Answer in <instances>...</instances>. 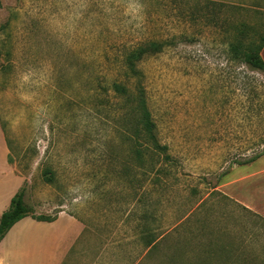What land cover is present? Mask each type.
I'll list each match as a JSON object with an SVG mask.
<instances>
[{
    "label": "rangeland",
    "instance_id": "1",
    "mask_svg": "<svg viewBox=\"0 0 264 264\" xmlns=\"http://www.w3.org/2000/svg\"><path fill=\"white\" fill-rule=\"evenodd\" d=\"M220 1L0 0V203L11 165L33 216L147 206L137 264H264V74L230 50L264 42V2ZM116 80L140 82L167 160L137 166Z\"/></svg>",
    "mask_w": 264,
    "mask_h": 264
},
{
    "label": "crops",
    "instance_id": "2",
    "mask_svg": "<svg viewBox=\"0 0 264 264\" xmlns=\"http://www.w3.org/2000/svg\"><path fill=\"white\" fill-rule=\"evenodd\" d=\"M260 56L264 61V46ZM9 168L8 180L15 184L0 203V216L24 181ZM81 209V215L60 210L50 221L31 215L18 220L0 240V264H137L139 252L144 255L149 242H154V229L149 227L153 214L147 206L141 212L84 200Z\"/></svg>",
    "mask_w": 264,
    "mask_h": 264
},
{
    "label": "trees",
    "instance_id": "3",
    "mask_svg": "<svg viewBox=\"0 0 264 264\" xmlns=\"http://www.w3.org/2000/svg\"><path fill=\"white\" fill-rule=\"evenodd\" d=\"M243 42L245 41L238 40L230 45L232 57L238 58L241 63L264 74V61L260 56L264 42L256 43L255 41H248L246 42L248 44H244ZM161 49L162 44L155 41H148L128 50L124 54L121 64L126 75L128 74L131 77L138 78L137 63L143 57L157 53ZM132 88L134 90L129 89L122 81L117 80L113 81L109 86V90H111L113 95L122 102L119 106V109H122V111L120 110L118 121L126 126L125 129L131 124L132 131L129 139L133 141L137 166H145L143 162L145 154H149L152 160L153 156L157 159L161 157L167 160L168 155L165 153V146L159 144L157 140L156 126L147 106L145 91L140 86L139 81L134 83ZM144 140L149 143L148 148H146L148 145ZM261 152L264 153V149ZM255 157H258V154H255V156L247 160L246 163L252 161ZM236 164L241 165L242 163L236 162ZM242 209L255 215L245 207H242ZM28 215H31V213L23 201V190H19L11 197L7 210L0 216V240L14 223ZM31 216L43 221H50L52 219V217Z\"/></svg>",
    "mask_w": 264,
    "mask_h": 264
}]
</instances>
